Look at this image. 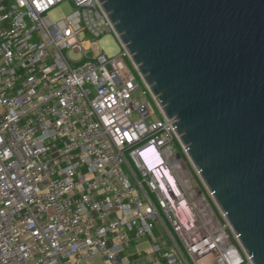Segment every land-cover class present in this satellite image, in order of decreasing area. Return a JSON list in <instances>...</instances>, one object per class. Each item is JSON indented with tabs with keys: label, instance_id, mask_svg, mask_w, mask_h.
<instances>
[{
	"label": "built area",
	"instance_id": "obj_1",
	"mask_svg": "<svg viewBox=\"0 0 264 264\" xmlns=\"http://www.w3.org/2000/svg\"><path fill=\"white\" fill-rule=\"evenodd\" d=\"M210 198L99 0H0V264L253 263Z\"/></svg>",
	"mask_w": 264,
	"mask_h": 264
},
{
	"label": "water",
	"instance_id": "obj_2",
	"mask_svg": "<svg viewBox=\"0 0 264 264\" xmlns=\"http://www.w3.org/2000/svg\"><path fill=\"white\" fill-rule=\"evenodd\" d=\"M99 2L253 264H264V0Z\"/></svg>",
	"mask_w": 264,
	"mask_h": 264
},
{
	"label": "rangeland",
	"instance_id": "obj_3",
	"mask_svg": "<svg viewBox=\"0 0 264 264\" xmlns=\"http://www.w3.org/2000/svg\"><path fill=\"white\" fill-rule=\"evenodd\" d=\"M69 11H70V6L68 5V3H61V4L56 5L54 8H52L48 12V15L52 19H57L60 16L68 13ZM88 38L90 41V54L91 55L99 52L100 50H103L108 56H113L121 51V43L113 32H106L100 37L89 36ZM142 89L143 88H141L135 93L136 98L142 101L149 99L152 102V105L154 108V113L150 115L149 119L157 118V113H156L157 107L155 105V102L151 99L149 94H144L142 92ZM210 199L215 209H217L216 200H214L213 198H210ZM94 263L102 264L101 258L99 256H96L94 258L93 263L84 262L83 264H94ZM244 264H253V263L247 262Z\"/></svg>",
	"mask_w": 264,
	"mask_h": 264
}]
</instances>
